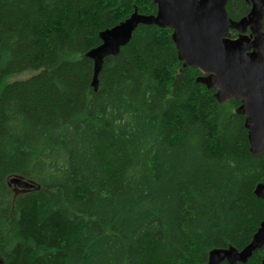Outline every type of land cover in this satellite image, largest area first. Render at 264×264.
Returning a JSON list of instances; mask_svg holds the SVG:
<instances>
[{"label": "trees", "instance_id": "16d2710c", "mask_svg": "<svg viewBox=\"0 0 264 264\" xmlns=\"http://www.w3.org/2000/svg\"><path fill=\"white\" fill-rule=\"evenodd\" d=\"M251 9L226 6L235 21ZM157 10L0 0L3 264H209L214 250L251 243L264 221V148L250 151L241 100L221 102L199 81L171 29L140 25L93 86L87 54L101 33ZM263 261L264 247L239 264Z\"/></svg>", "mask_w": 264, "mask_h": 264}, {"label": "water", "instance_id": "95a60500", "mask_svg": "<svg viewBox=\"0 0 264 264\" xmlns=\"http://www.w3.org/2000/svg\"><path fill=\"white\" fill-rule=\"evenodd\" d=\"M152 1L158 8L155 15L133 13L124 22L102 32V44L87 54L94 61L95 89H98V77L105 59L117 55L140 25L171 29L184 65L202 73L199 81L208 88L217 89L221 102L241 100L240 110L246 115L250 151L260 154L264 148V0H250L251 12L239 21L229 17L228 0ZM233 30L238 32L237 38L232 37ZM11 185L22 190L40 188L20 178L12 179ZM256 194L264 199V185L257 187ZM263 247L264 221L246 248L242 251L214 250L209 264L246 263ZM3 263L0 254V264Z\"/></svg>", "mask_w": 264, "mask_h": 264}, {"label": "rangeland", "instance_id": "374dc122", "mask_svg": "<svg viewBox=\"0 0 264 264\" xmlns=\"http://www.w3.org/2000/svg\"><path fill=\"white\" fill-rule=\"evenodd\" d=\"M32 73L31 72H28V73H25L23 75H16L14 76L13 78L9 79V81H12V80H18V79H22V78H27L31 75Z\"/></svg>", "mask_w": 264, "mask_h": 264}, {"label": "flooded vegetation", "instance_id": "af4514ba", "mask_svg": "<svg viewBox=\"0 0 264 264\" xmlns=\"http://www.w3.org/2000/svg\"><path fill=\"white\" fill-rule=\"evenodd\" d=\"M239 35V34H238Z\"/></svg>", "mask_w": 264, "mask_h": 264}]
</instances>
